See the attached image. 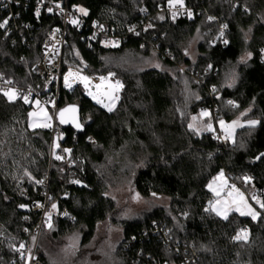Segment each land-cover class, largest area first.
I'll return each mask as SVG.
<instances>
[{
	"label": "trees",
	"instance_id": "trees-1",
	"mask_svg": "<svg viewBox=\"0 0 264 264\" xmlns=\"http://www.w3.org/2000/svg\"><path fill=\"white\" fill-rule=\"evenodd\" d=\"M38 1L14 0L17 28L9 34L0 28V72L24 85L40 83L31 68L47 31L60 24L53 13L36 15ZM68 1L85 7L89 20L125 37L115 47L99 39L88 46L82 32L68 27L64 70L79 65L73 58L78 49L87 75L113 74L122 89L109 112L81 83L72 90L61 86L59 108L79 104L84 124L82 132L62 126L64 137L57 142V153L70 150L71 168L65 159L50 157L49 127H30L34 105L0 93V264L11 260L37 224L40 213L22 212L19 205L43 201L44 188L37 181L48 175L57 211L50 216L51 227L44 225L40 233L43 264H50L49 244L74 231L80 241L72 263L88 264L103 224L123 227L111 264H264L260 205L255 220L236 211L227 220L206 211L213 200L209 183L221 173L243 189H263L264 202V157L256 159L264 153V0H188L195 15L176 21L159 11L168 0ZM7 12L0 0V23ZM217 22L228 26L227 44H210ZM134 23L138 35L128 31ZM196 35L193 59L186 47ZM154 47L159 67L146 64ZM248 52L252 56L243 60ZM191 69L200 81L188 73ZM232 72L236 81L228 85ZM202 109H208L216 130L220 120L243 112L244 121L258 123L239 127L234 140H225L215 131L189 128L191 115ZM246 177H252L251 183ZM73 178L80 183H72ZM123 182L146 199L163 196L170 203L124 218L123 207L109 194ZM64 208L74 220L59 217ZM242 229L247 241L233 239Z\"/></svg>",
	"mask_w": 264,
	"mask_h": 264
},
{
	"label": "built area",
	"instance_id": "built-area-1",
	"mask_svg": "<svg viewBox=\"0 0 264 264\" xmlns=\"http://www.w3.org/2000/svg\"><path fill=\"white\" fill-rule=\"evenodd\" d=\"M1 3L3 7L8 10L4 20H8L5 28H7V33L9 34L13 29L17 28L15 21L18 18V14L15 13L12 8L14 0H1ZM57 5H59V7H57ZM81 7L86 9L82 5H72L68 0H39L37 2V9H39V11L44 10L47 13H53L58 16L60 20L59 25H56L47 31L42 47L38 52V57L31 68V73L38 78L40 82L39 84L36 86L32 84L24 85L15 81L13 78L6 77L5 74L0 72V93L4 94L5 92L12 90L17 94L15 98L24 99L27 97L28 102H31L33 105L37 102L44 107L51 109V126L49 127L51 131L50 157H62L66 160L69 168L73 167L74 163L69 160L68 151H65L66 149L64 148L61 149L59 153L56 151L57 142L64 137L62 125L58 121L57 113L59 110L61 86L63 85L68 89V87L65 86V77L69 72L64 70V48L67 44V29L71 26L82 32V38L87 41L88 46L91 45L92 41L99 39L103 45L106 46V44H110L109 47H115L119 46L125 37L124 34H112L106 25L101 24L96 20H89L88 14L83 15L78 11ZM49 9H51V11H49ZM159 11L162 14H166L172 21H176L185 16L189 17L188 12L192 13L191 17L196 13L195 7L191 6L188 3V0H184L182 7L180 4H175L173 7L168 0L162 5ZM173 12L176 13L175 19L173 18ZM214 18L215 19L212 20L218 21L216 17ZM72 19L79 20V25L76 26L70 23L69 21ZM224 25L227 24L224 22L215 23V26L211 30L213 32V37L210 41L211 45H215L216 43L225 44V39L228 41V26L223 28ZM128 31L133 33V35H138V25L135 23L128 25ZM221 31L224 33L223 37L220 35ZM154 49L158 50V47H154ZM261 55L264 60V47L261 50ZM183 70L186 71V68L184 67ZM187 71L188 73L193 74L196 81H200V75L195 69ZM79 82L82 83L83 81L80 79ZM79 82L77 84H79ZM40 181H43V183H39V185L44 188L43 201H34L31 205L33 211L40 213L39 220L34 226L28 239L15 247L14 255L7 264H43L39 255L38 243L43 226L50 222L48 214H52L53 195L49 190V175ZM73 181H76V179L73 178L71 182L74 183ZM233 186H235L234 182L230 180L226 185V189L231 190L233 189ZM23 193L25 196H28L27 191H23ZM262 193L263 189L256 190L255 195L260 196ZM65 213H67V215H65ZM59 217L61 219L70 218L71 220H74V217L69 215L66 208L59 212ZM164 234L166 235L167 231H165ZM21 245H24V247L21 248Z\"/></svg>",
	"mask_w": 264,
	"mask_h": 264
},
{
	"label": "rangeland",
	"instance_id": "rangeland-1",
	"mask_svg": "<svg viewBox=\"0 0 264 264\" xmlns=\"http://www.w3.org/2000/svg\"><path fill=\"white\" fill-rule=\"evenodd\" d=\"M163 16V14H162ZM197 44H198V36H194L190 42L189 45L186 47V54L189 55L190 57H192L193 59L196 57L197 51ZM106 46H110V44H106ZM152 53L147 57L146 59V64L149 66H154L157 67V65H161V61L158 58V50L156 49H152ZM245 53L242 56L243 60H247L249 59V54ZM252 56V54H251ZM73 58H76L77 61L79 62V65L75 66L72 65L70 66V68H68L66 71L69 73H73L74 71L77 72V74L81 77H88L89 83H93V85H96V81L100 80L101 77H105L109 80L112 81H117L118 79H115L113 75L110 76L109 75H103V76H97V78L89 77V75H87L84 71L85 68V62L82 59L80 52L78 51V49L74 50V54H73ZM185 67L184 65H181V69L183 70V68ZM73 71V72H72ZM69 75V74H67ZM236 76L235 74L232 72L229 74L228 79H227V84L228 85H232L235 83ZM80 83V82H79ZM77 85V84H76ZM75 85V86H76ZM82 86L85 87V84H81ZM74 86V87H75ZM95 88L93 90H90L89 88L85 87V90L87 92V94L89 92H92L93 95H95L97 97V99H95L96 101L99 99L101 100L99 92L100 89H98L96 86H94ZM69 90V89H68ZM72 90V89H71ZM115 92V91H114ZM89 95V94H88ZM92 98L93 96L90 95ZM116 96L119 97V93L116 94ZM106 99H109V97L105 96ZM104 100L103 103H106L107 100ZM117 102V100H116ZM115 102V104H116ZM108 103H110V100L108 101ZM101 104V103H100ZM102 105V104H101ZM181 112V110H180ZM202 112H207L209 113L208 109H202L200 112L196 113V114H192L190 117V124H194L195 129H198V133H203L207 130V125L211 124L212 126V130L211 131H215L217 136H220L221 139H225V140H234L235 138V131L241 127V126H236L234 128H228L227 126L232 125L233 122H238L239 125H247L248 121H244L243 120V116L245 114V112L239 114L238 116H236L234 119H232L231 121H225L222 120L224 122L225 127L222 128L220 121L218 122V127L219 130H216V126L214 124V122L211 120V118L209 117V115L207 116H202L201 113ZM30 113H34V115H29V125L30 127H32L31 125L33 124H43V123H49L51 125V110L47 107H44L43 105L39 104V103H35L33 108L31 109ZM29 113V114H30ZM48 117H50V119H47ZM196 117V120H193L192 118ZM32 128H36V127H32ZM227 133H231L230 138L226 139L225 136ZM250 178V179H247ZM230 179L225 176L223 174V176H221L220 174L218 175L217 178H215V180L211 181L209 183V186L211 185V188L209 187V189L211 190V192L213 193V200L210 202V206L215 204V202L217 200H221L223 202V200L227 199L230 202L231 201H235L234 203L231 204V207L233 210H231L228 215L232 212V211H236L235 208L236 207H240L241 210L243 211H247V206H250L254 211L259 212V208L258 206L260 204L257 203V200L261 201V196L255 195L256 193V188L255 187H251L249 189L247 188H242L240 185L236 184L234 182V188L229 190L226 189V185L229 183ZM245 181L250 182L252 181V177H246ZM238 190L237 191H234ZM219 191L221 193L220 196L216 195V192ZM232 192V196L229 197L228 193ZM109 194L115 198V200L117 201L118 205H121L123 207V213H122V217L124 218H136V217H140L142 216L143 213H145L146 211L151 210L152 208H154L156 205L158 204H162V205H169L170 200L168 198H165L163 196H154L153 198L150 199H146L144 197H142L141 195H139L136 191L132 190V188H130V185L126 184V183H122L119 187H115L114 189H112ZM240 194L243 195V199H241ZM55 204V203H53ZM52 204V205H53ZM56 205V204H55ZM217 207H222L221 205H216ZM57 211V206L55 209L52 208V213H55ZM239 212V211H236ZM240 213V212H239ZM246 216H250L251 215H246ZM259 217V216H258ZM257 217V218H258ZM122 231H123V227L121 225H115V226H108L106 224H103L100 226L98 235H99V239L101 238V241L99 243V245L95 246L94 250H92V257L93 259H90L89 262H87L88 264H111L113 262L116 261V258L114 256V252L113 250L115 249L116 245L119 243L121 236H122ZM80 241V235L79 233H77L76 231L72 232L71 234L67 235L65 237L64 240H62L61 242H57V243H51L49 244V247L47 249V253L49 256V260H50V264H73L71 258L74 256V252H75V248L78 246ZM92 260V261H91Z\"/></svg>",
	"mask_w": 264,
	"mask_h": 264
},
{
	"label": "snow or ice",
	"instance_id": "snow-or-ice-1",
	"mask_svg": "<svg viewBox=\"0 0 264 264\" xmlns=\"http://www.w3.org/2000/svg\"><path fill=\"white\" fill-rule=\"evenodd\" d=\"M183 2H184V0H169L170 5L173 6V7L175 6V4H180L181 7H182V6H183ZM57 7H59V5H57ZM49 11H51V9H49ZM78 11H79L80 13H82L83 15H87V14H88L87 10L84 9V8H82V7L79 8ZM36 15L39 16V9H37ZM188 15H189V17L191 18L192 13H191V12H188ZM175 16H176V13L173 12V18H174V19H175ZM160 19H164V17H160ZM212 19H215V18H214V17H209V20H212ZM69 22L72 23L73 25H76V26H78L79 23H80V21L77 20V19H72V20H70ZM7 23H8V20L5 19V20L3 21V23H0V28L5 27V25H7ZM149 27H151V25H149ZM226 27H227V25H224V26H223V28H226ZM220 35H221V37H223V35H224L223 31H221ZM224 43L227 44L228 41L225 39V40H224ZM248 56H249V58H250V57H251V53H249ZM157 67H159V65H157ZM69 75H72V74L69 73ZM111 75H113V74H110V76H111ZM80 79L85 83V87L87 88V87H88V84H89L88 77H81ZM100 79H101V81L103 82V81H105L107 78H105V77H101ZM9 83H10V81H9ZM65 86H66V87H69V88L71 87V83H70L69 80H68V76L65 77ZM96 87L99 89V88L101 87V85H96ZM112 87L115 88L116 91H118L119 88L122 87V85H121L120 82L117 80V81L115 82V85H113ZM88 94H89V95H92V96H93V99H97V97H96L95 95H93L92 92H89ZM4 95H6V96L8 97L9 100H13V99H15V97H16L17 94H16L14 91L9 90L8 92H5ZM24 99H25V102L27 103V102H28L27 97H25ZM109 99H110V103H108V104H104L103 101H102V100H99V99L97 100V102H98V103H101L103 107L107 108V110H108L109 112H111V111L114 110L115 102H116V100L119 99V97L116 96V95H112V96L109 97ZM229 103H232V102L230 101ZM66 111H73V112H74V111H75V108L72 107V108H69V109H64V110H62V111L60 112L59 115H60V118H61V123H65V122H66V121L63 119L64 112H66ZM29 115H30V116H31V115H34V113H30ZM201 115H202V116H207V115H209V113H207V112H202ZM47 119H50V117H48ZM192 119H193V120H196L197 118H196V117H193ZM220 123H221L222 128H224V127H225L224 122L221 120ZM257 123H258V121H256V120H250V121H248V124H249L250 126H252V127H255V125H256ZM31 126H32V127H50L51 125H50L49 123H43V124H33V125H31ZM236 126H242V125H239L238 122H235V121H234L232 125H229V126H227V127H228V128H234V127H236ZM76 127H77V128H80L81 125L77 124ZM189 128H190V129H194V130H196L197 132L199 131L198 129H195L194 124H189ZM207 130H209V131L212 130V126H211V124H208V125H207ZM230 136H231V133H227L226 136H225V138L228 139V138H230ZM57 147H58V145H57ZM65 151H70V150H67V149H66ZM261 157H264V153H261L259 156L256 157V159H260ZM55 158H56V159H62V157H60V156H56ZM220 175L223 176V173H221ZM247 179H250V178H247ZM73 182H74V183H80L79 181H73ZM37 183H43V181H37ZM209 187L211 188V185H210ZM233 188H234V186H233ZM234 191H237V192H238V190H235V189H234ZM216 195H217V196H220L221 193H220L219 191H217V192H216ZM228 196L231 197V196H232V192H229V193H228ZM240 197H241V199H243V195H242V194H240ZM234 202H235V201H231V202H230V201L227 200V199L223 200V202H222L221 200H217V201L215 202V204L211 205L210 209H206V211H209V210H210V211H213V212L216 213V215L221 216L223 219L227 220V219H228V213H229L231 210H233L232 207H231V204L234 203ZM257 203L260 204V207H261L262 209H264V202H261V201L257 200ZM221 204H222V207H217V206H216V205H221ZM245 206L247 207V211H246V212L243 211V210H241L240 207H236L235 210H236V211H239L241 215H251V217H252L253 220L257 219V217L260 215V213L254 211L250 206H247V205H245ZM21 207H24V206L21 205ZM52 208L55 209V208H56V205L53 204V205H52ZM48 215H49V217H50L51 214L49 213ZM65 215H67V213H65ZM48 226L51 227V224L49 223ZM233 239H235V240H237V241H239V240L247 241V239H248V233H247L246 230H243V229H242V230H241V231H240V232H239V233H238ZM23 247H24V245H21V248H23Z\"/></svg>",
	"mask_w": 264,
	"mask_h": 264
},
{
	"label": "water",
	"instance_id": "water-1",
	"mask_svg": "<svg viewBox=\"0 0 264 264\" xmlns=\"http://www.w3.org/2000/svg\"><path fill=\"white\" fill-rule=\"evenodd\" d=\"M75 108V111H66L64 112V116L63 119L66 121L65 123H61V118H60V112L64 109H69V108ZM57 118L59 123L63 126V127H72L75 131L77 132H82L84 130V124H83V120H82V109L80 107L79 104L77 103H69L67 105H64L62 107L59 108L58 113H57ZM79 124L81 125L80 128H77L76 125ZM24 207H21V205H19V209L22 212H30L31 211V207L28 204H24Z\"/></svg>",
	"mask_w": 264,
	"mask_h": 264
},
{
	"label": "bare ground",
	"instance_id": "bare-ground-1",
	"mask_svg": "<svg viewBox=\"0 0 264 264\" xmlns=\"http://www.w3.org/2000/svg\"><path fill=\"white\" fill-rule=\"evenodd\" d=\"M66 76H68V80L71 83V87L70 88L68 87V89H72L80 81V77L75 71L72 73V75H66ZM92 81H95V79ZM96 85H101V87L99 88L100 89L99 94L100 96H103L100 97L101 99H106L105 96L110 97L115 91V88L112 87L113 85H115V82L109 79H106L103 82L101 81V79L97 80ZM96 85H93V83L91 82L88 84L87 88L93 90L95 88L94 86Z\"/></svg>",
	"mask_w": 264,
	"mask_h": 264
},
{
	"label": "crops",
	"instance_id": "crops-1",
	"mask_svg": "<svg viewBox=\"0 0 264 264\" xmlns=\"http://www.w3.org/2000/svg\"><path fill=\"white\" fill-rule=\"evenodd\" d=\"M79 77H80V76H79ZM89 77H93L94 79L97 78V76H89ZM118 81H119V80H118ZM115 82H116V81H115ZM119 82H120V81H119ZM80 83H81V82H80ZM82 83L85 84L84 82H82ZM82 83H81V84H82ZM120 84H121V82H120ZM121 85H122V84H121ZM121 89H122V87H120L118 91L115 90V92H114L112 95H116L117 93H119V95H120ZM112 95H111V96H112ZM101 100L104 101L105 99H101ZM106 100H107V102L104 103V104H108V101H109L110 99H106Z\"/></svg>",
	"mask_w": 264,
	"mask_h": 264
}]
</instances>
